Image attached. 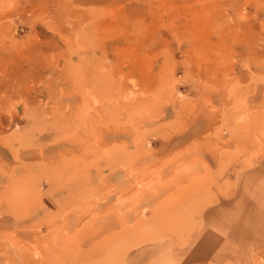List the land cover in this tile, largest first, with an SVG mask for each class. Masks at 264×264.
I'll return each mask as SVG.
<instances>
[{"label":"rangeland","instance_id":"obj_1","mask_svg":"<svg viewBox=\"0 0 264 264\" xmlns=\"http://www.w3.org/2000/svg\"><path fill=\"white\" fill-rule=\"evenodd\" d=\"M262 159L264 0H0V264H178Z\"/></svg>","mask_w":264,"mask_h":264},{"label":"crops","instance_id":"obj_2","mask_svg":"<svg viewBox=\"0 0 264 264\" xmlns=\"http://www.w3.org/2000/svg\"><path fill=\"white\" fill-rule=\"evenodd\" d=\"M142 250L129 254L136 264L145 260ZM177 262L264 264V162L241 169L226 193L217 191L215 199L200 208Z\"/></svg>","mask_w":264,"mask_h":264},{"label":"bare ground","instance_id":"obj_3","mask_svg":"<svg viewBox=\"0 0 264 264\" xmlns=\"http://www.w3.org/2000/svg\"><path fill=\"white\" fill-rule=\"evenodd\" d=\"M136 166H137V165H136ZM131 171H132V169H131ZM133 171H134V169H133ZM128 172H129V171H128ZM127 176H128V175H127ZM132 178H133V177H132ZM111 224H114V223L111 222ZM137 246H140V245H137ZM144 250H145V249H143L142 251H144ZM145 252H146V251H145ZM138 253H139V252H138ZM151 253H152V252H151ZM146 254H147V253H146ZM146 254H144V255H146ZM133 255H134V254H133ZM138 255H139V254H138ZM138 255H137V256H138ZM135 256H136V255H135ZM142 256H143V255L141 254V258H140V257H139V258L143 260V258H144L145 256H144V257H142ZM147 256H148V255H147ZM135 259H136V258H135ZM143 261H144V260H143ZM149 261H150V260H149ZM134 262H135V260H134ZM135 263H137V262H135ZM133 264H134V263H133Z\"/></svg>","mask_w":264,"mask_h":264}]
</instances>
